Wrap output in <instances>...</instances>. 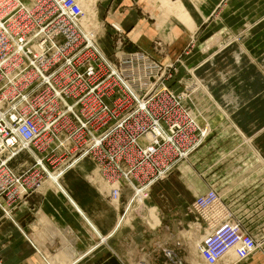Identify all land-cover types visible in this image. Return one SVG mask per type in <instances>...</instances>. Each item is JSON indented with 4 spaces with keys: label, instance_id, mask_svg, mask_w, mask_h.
Listing matches in <instances>:
<instances>
[{
    "label": "built area",
    "instance_id": "1",
    "mask_svg": "<svg viewBox=\"0 0 264 264\" xmlns=\"http://www.w3.org/2000/svg\"><path fill=\"white\" fill-rule=\"evenodd\" d=\"M88 16L78 0H0L5 214L42 187L51 171L48 161L59 170L89 157L110 182L149 189L213 133L186 110L188 93L171 86L181 58L168 62L140 48L126 50L128 40L117 25L110 57L100 43L104 25L97 17L91 25ZM163 45L154 41L157 52H165ZM23 153L33 164L18 171L12 162ZM119 193L114 186L109 196ZM191 210L196 228L204 229L199 251L207 264H218L232 249L246 260L261 247L215 186L198 193Z\"/></svg>",
    "mask_w": 264,
    "mask_h": 264
},
{
    "label": "crops",
    "instance_id": "2",
    "mask_svg": "<svg viewBox=\"0 0 264 264\" xmlns=\"http://www.w3.org/2000/svg\"><path fill=\"white\" fill-rule=\"evenodd\" d=\"M110 1L112 0H98L95 3L96 20L106 25L101 31L100 43L110 57L114 55L115 46V43L108 39L110 22L120 23L126 32L130 31L127 37L131 39L128 38L125 45L128 51L140 48L164 60L180 57L181 60L185 59L179 65L182 70L183 68L187 70L189 65L196 64L198 60L196 55L208 54L203 61L198 60L199 63L192 69L200 74L206 67L209 66L210 70H213L222 63L221 74L226 79L228 75L225 74L228 70L226 68L237 72L236 70L241 69L244 64L252 63V56L264 48V0H177L165 10L166 18L172 28L167 36L153 28L156 22L154 17L147 19L146 11L138 13L133 9L134 6L145 8V0H113L111 3ZM102 4L109 8L105 16L98 8V5L102 6ZM169 8H171L170 12L167 11ZM171 15L176 16L177 20H169ZM150 18L154 21H150ZM161 18H164V14L160 4L159 22ZM138 23L142 24L144 31L140 29L136 32ZM171 30L173 36L170 34ZM141 31L143 34H137V38H134L133 33H141ZM221 32L222 36H216ZM157 38H172L174 41L165 52L166 58L154 49L153 41ZM210 38H215V41L208 44V49L206 45ZM219 39L220 41L216 42ZM221 40L222 47L209 55L214 49L213 45L220 43ZM202 42L206 45L200 51L198 48ZM218 55L222 56L216 59ZM235 72L234 75H238L239 72ZM232 76L233 74L229 77ZM204 81L211 86L214 95L216 94L213 89L222 86L221 81L218 83L207 77ZM201 151L202 162L198 164L197 156H200ZM210 151L213 152V156ZM27 156L26 153L21 154L12 165L18 171H22L24 166L28 165V161L26 164L23 162ZM93 162L88 160L89 164H86L88 171L93 168ZM185 162L186 174L183 173L182 178L189 184L191 204L198 193L206 191L211 186H215L222 196V145L217 139L203 144ZM178 168L174 172H179L181 168ZM75 172L78 175L66 174L62 178L70 196L56 185H45L39 192L30 195L24 203L12 207L11 218L6 217L0 208V264L195 263L192 246V252L186 260L184 257H179L178 248L170 246V240L152 239L149 243L143 226L122 225L113 232L117 212L113 203L109 201V192L116 182L120 185L123 183L117 180L110 182L103 177L104 180L106 179L105 182L113 185L110 188L108 184L103 185L105 182L101 177L97 179L99 182L96 184L92 183L95 181V176L88 178L85 171L78 167ZM174 177L173 175L165 182L159 183L158 188L164 190L169 186L172 188L177 181ZM238 186L233 193L235 208L242 209L248 206L246 204L248 200L251 208L256 206L259 211L264 207L263 191L245 190L242 186ZM78 207L85 214H82ZM195 216L192 214V220ZM197 231L200 235L204 234L202 228ZM106 236L107 238L102 240ZM178 244L180 245V242ZM246 260H236L231 264H244ZM256 262L259 263L258 260ZM218 264L226 263L220 260Z\"/></svg>",
    "mask_w": 264,
    "mask_h": 264
},
{
    "label": "rangeland",
    "instance_id": "3",
    "mask_svg": "<svg viewBox=\"0 0 264 264\" xmlns=\"http://www.w3.org/2000/svg\"><path fill=\"white\" fill-rule=\"evenodd\" d=\"M78 1L80 2L83 10H85L89 15L88 19L92 25V19L97 17V8L95 3L98 0ZM112 1H110V3ZM176 1L177 0H145L144 3L147 10H145V8H138L137 6H134L133 9H136L138 13H141V11H146L147 19L151 16L154 17L156 22L155 25H153V28L167 36L169 34L168 31L171 28V23L166 18L167 15L165 10L167 6H170L172 3L175 4ZM160 4L162 5L164 18H161L159 22L158 15ZM98 8L100 9L101 14H104V16L107 14L109 9L105 6V4H102V6L98 5ZM121 8L125 9L124 7ZM170 10L171 8H169L167 11L170 12ZM149 20L152 22L154 21L153 18H150ZM169 20L175 21L177 18L176 16L171 15ZM95 25L99 27L100 24L96 23ZM116 25L123 29L126 40L131 39L127 37L130 31L126 32L120 23L110 22L108 33V39L110 42H117ZM104 27H102V30ZM140 29L144 31L142 24L138 23V31L136 30V32H139ZM142 31L141 33L134 32V38L137 36V34H143ZM172 31L173 30H171L170 34L173 36ZM216 36H222V32L216 34ZM157 39H161L162 43L164 44L163 46L165 52L168 50L167 48H169V46L174 43L172 38ZM232 40L233 39H231V41ZM214 41L215 38H210V40L207 42V45L206 43L204 44L202 42V44L199 45L200 48L198 49L201 51L205 45L209 49L208 44ZM219 41L220 39L216 40V42ZM213 47L214 49L211 53H209V55L214 54L217 50H219V48L222 47V40L220 43L213 45ZM165 52L157 53L161 55L163 54V57L166 58L167 53ZM199 54H201V52ZM196 56L198 60L203 61L206 57H208V54ZM219 56L222 55H218L216 59L219 58ZM179 58L180 57H171L170 59L168 58V60H162L172 62L178 60ZM184 60L185 59L181 60V63H183L182 61ZM198 60L195 65L199 63ZM181 63H178L177 61L178 72L174 74V77L171 79V86L175 88L180 94L188 93L189 97L185 105L186 110H189L191 113L195 114L199 118L201 125L203 124L205 127L208 126L206 125V123H208L210 125L209 127H211L213 130V133H211V135L203 144H208L214 139H217L221 143L222 195L224 201L230 206L232 211L235 212L236 216H241L244 218L248 226L251 229H254L252 230L253 233L258 236L261 242V247L258 249V251L253 255V257L246 260L244 264H264V207L260 208L259 211L256 209V206L251 208L249 204L250 200H248V203H246L248 206H244L242 209L238 207L235 208V200L233 198L234 189L237 185H239L238 187L242 186L245 190H257L258 192H264V161L262 160L264 159V48L261 52L252 56V63L244 64L241 69L236 70L237 72L234 70H230V72L229 68H226L228 69L225 72L226 75L228 74L227 79L222 77L221 74L222 63L219 66L214 65L216 67L213 70H210V67L208 66L200 74H197L195 70L192 69V67H195V65H189L187 70L185 68L182 70L179 66ZM179 68L181 70H179ZM234 72L239 73L238 75H234ZM203 74L204 76H201ZM231 74H233L234 77H229ZM206 77L218 83L220 81L222 82V86H217L213 89L216 95L213 94L211 86L206 83L207 81H204ZM197 151L198 150H196L194 153ZM194 153H192L190 156H192ZM210 153L213 156V152L210 151ZM201 154L202 151L200 156H197L199 158V162H197L198 164L202 162ZM88 160H91L92 162L94 161L92 158H85L83 161H78L64 174L78 175L75 172L76 168L78 167L82 171H85V174L88 178L95 176V181L92 183L97 184V182H99L98 180L101 176V173H98L96 170L100 168H98V166L93 162V168L88 171V169H86ZM186 160H183L174 168L175 170L178 167L181 168L179 172H174V170L166 179L154 183L151 187H149V189L147 188L143 194L138 196L137 200H135L132 204V209L127 215L126 221L122 225L143 226V228L146 230V240H148L149 243L152 241V239H156L157 241L165 239L170 240V246L178 248V252L180 254L179 257H184L186 260H188V256L192 252V246L194 258L196 260L194 264H207L201 258L198 247V241L204 234H199L200 232L197 231L198 228H196L194 225V220H192V214L195 213H193L191 210L192 198L190 196L188 186L189 184L185 179L182 178V174H186ZM26 161H28V165L33 164V158L30 156H27L26 159L23 160L25 164ZM47 163L49 169L52 172L54 171L60 174L63 170H57L51 161H48ZM64 174H62V178ZM173 175L177 178V181L173 184L172 188H170V186L166 190L163 188H158L159 183L165 182V180L170 179V177ZM45 176L47 178V175ZM50 178L51 176L49 175L42 188L45 185H54ZM103 181L105 182L104 179ZM257 182L259 183L257 184ZM107 184V182L103 183L104 186H107ZM127 184L129 183H123V185L115 183L114 186H119L120 188V196L114 200H111V197H109V201L113 203L114 209L117 212L116 222L122 213V209L119 206L118 201L121 202L123 199H125L124 189H129V185ZM108 186L111 188L113 185L108 184ZM133 188L135 190L137 187H134L133 185ZM41 189L37 190L36 192H39ZM29 196H24L19 203H24ZM255 201L256 199L253 201V203ZM8 212L6 215L4 213V215L8 218H11V212ZM178 242H180V245ZM232 250L230 252H232ZM233 253L235 252L233 251ZM229 254L230 253L228 252L222 259V261H225L226 264H231L234 261L239 260L236 254L233 258H231L232 256ZM257 260L259 263L256 262Z\"/></svg>",
    "mask_w": 264,
    "mask_h": 264
},
{
    "label": "bare ground",
    "instance_id": "4",
    "mask_svg": "<svg viewBox=\"0 0 264 264\" xmlns=\"http://www.w3.org/2000/svg\"><path fill=\"white\" fill-rule=\"evenodd\" d=\"M80 3V2H79ZM85 11V10H84ZM86 12V11H85ZM87 13V12H86ZM85 158H89V157H85ZM85 158H82L80 161H83V160H85ZM79 161V162H80ZM88 162V161H87ZM74 166V164L72 165V167ZM72 167H70V168H72ZM69 169V168H68ZM68 169H63L62 171H61V173L60 174H58V173H56V172H52V171H50V176H51V178H50V180L53 182V184L54 185H56L62 192H64L67 196L69 195V192H68V190H67V188L64 186V184L62 183V180H61V178H62V174H64ZM99 170V171H98ZM98 170H96L98 173L100 172L101 173V170L100 169H98ZM59 172V171H58ZM102 174V173H101ZM65 175V174H64ZM99 176H100V174H99ZM101 177V176H100ZM100 177H99V179H100ZM103 178V177H102ZM47 180V179H46ZM106 180V179H105ZM117 183V182H116ZM127 185H129L128 186V190L125 188L124 190H125V192H124V198L125 199H123L121 202H119L118 201V203H119V206L121 207V209H122V213H121V215L119 216V218L117 219V222H116V224H115V226H114V230H113V232H115L119 227H121L122 226V224L126 221V219H127V215L130 213V211H131V209H132V204H133V202L135 201V200H137V198H138V196L139 195H141V194H143L145 191H146V189L145 188H142V189H139V188H136L135 190H134V188H133V184H127ZM43 186V185H42ZM135 187V186H134ZM41 189V188H40ZM133 190V191H132ZM128 191H130V192H128ZM70 196V195H69ZM120 200V199H119ZM72 201L76 204V202L72 199ZM118 206V205H117ZM79 208V207H78ZM80 209V211H81V213L82 214H85L84 213V211L81 209V208H79ZM7 210V212L9 211V212H11L9 209H6ZM8 212V213H9ZM5 213V212H4ZM7 214V213H6ZM5 214V215H6ZM91 224L93 225V226H95L92 222H91ZM211 230H210V228L208 229H206V233H209ZM114 234V233H113ZM203 237H204V235L199 239V241H198V247L200 248V242H201V240L203 239ZM107 238V236L106 237H104V238H102V240H105ZM231 251V250H230ZM229 251V255H231L232 257L231 258H233L234 257V255L236 254V253H233V251L234 250H232V252H230ZM235 252V251H234ZM199 253H200V251H199ZM237 256V255H236Z\"/></svg>",
    "mask_w": 264,
    "mask_h": 264
}]
</instances>
